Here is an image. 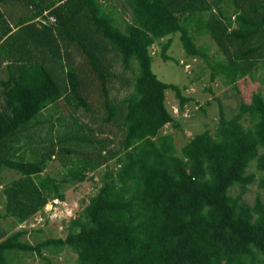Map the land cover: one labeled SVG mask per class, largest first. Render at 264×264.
I'll return each mask as SVG.
<instances>
[{
    "label": "trees",
    "instance_id": "1",
    "mask_svg": "<svg viewBox=\"0 0 264 264\" xmlns=\"http://www.w3.org/2000/svg\"><path fill=\"white\" fill-rule=\"evenodd\" d=\"M110 6L0 0V171L18 174L2 184L0 218L21 224L63 200L65 184L106 166L65 237L31 243L21 239L26 228L8 233L0 225V264L64 248L76 264H264V200L243 197L254 182L264 190V89L231 117L219 102L214 131H196L178 146L177 129L163 132L169 123L181 127L166 93L174 92L179 114L191 97L182 92L187 85L156 74L151 49L160 44L162 59L174 61L166 51L177 34L187 57L205 59L211 80L233 84L255 71L264 80V0H125L130 19ZM203 33L221 55L197 45ZM116 79L130 87L121 97L111 93ZM60 100L70 110L57 116L56 143L42 116L47 107L53 116ZM63 152L78 160L62 159L59 177L44 172Z\"/></svg>",
    "mask_w": 264,
    "mask_h": 264
},
{
    "label": "rangeland",
    "instance_id": "2",
    "mask_svg": "<svg viewBox=\"0 0 264 264\" xmlns=\"http://www.w3.org/2000/svg\"><path fill=\"white\" fill-rule=\"evenodd\" d=\"M110 9L118 11V17L130 19L131 13L129 9L125 7V0H111ZM165 40L166 39H162L161 42H165ZM195 41L199 46H207L208 54H214L216 56L221 55L218 46L212 41L208 34L203 33L197 35ZM151 49L154 54V69L157 72L156 74H158L159 77L161 76L160 78L166 82L187 85V88L183 89L182 92L191 97V99L185 104V109L179 114L177 104L178 99L175 97L174 92L168 91L166 93L167 103L173 114L179 119L181 127L175 128L169 123L163 127V132L177 129L174 136L178 146L189 139L196 131L205 128L210 129L211 132L214 131L219 115V102L222 104L225 115L231 117L237 112L242 101L248 102L254 92L263 91L264 89L263 76L259 74V71H255V78L246 75L233 84H222L221 77L211 80L210 68L206 66L205 59L200 56L187 57L177 34L172 36L171 45L166 51L174 57V61L162 59L159 53L161 49L160 44H154ZM118 83H120L118 79L113 82L111 93L121 97L127 92V87L128 89L130 87L125 84L118 85ZM58 106L59 107H57L53 116H49V107L44 110V115L42 116L49 117L48 124L54 125L51 134L56 143L62 138L63 133V127H59L60 122L57 120V116H69L70 110L69 107L66 110L63 100L59 101ZM76 115L80 121L87 122L93 127L96 126V123L91 121V117L85 115L83 111L77 110ZM40 116L41 113L38 117L40 118ZM48 124L46 125L47 127H49ZM245 124L248 125L247 123ZM45 131L46 129L43 128L38 132L43 135ZM117 136H120V134H117ZM46 140L39 142V146L47 144L49 141L47 142ZM27 146H29V144ZM64 146L67 147L69 145L64 143ZM27 153L28 157L32 158L31 153L29 151H27ZM63 153L64 156H61L60 153L59 158L57 156L53 157L52 160L48 162L44 172L55 173L54 175L59 177L65 171L61 164L64 163L61 161L62 159L68 158L71 161L78 160L76 159V154L68 155L67 152ZM108 164L112 165V161H109L107 165ZM105 169L106 166L104 164L94 171L86 172V177L82 181L65 184L64 199L49 201L44 206L42 213L35 214L21 224L15 223L11 217H3L0 218V225H2L3 230L8 231V233L21 228H26L27 232L21 237V239L31 243H36L47 237H65L71 219L77 216V214L88 203L89 198L97 192L101 183L100 175ZM247 170L248 172L256 171L254 163L251 164ZM258 175L259 173L256 172V176ZM16 176H18V174L13 170L4 169L0 171V212H3L2 200H4L2 184L8 179ZM248 187V190L243 195L246 202L252 204L257 196H260L264 200V190L259 189L256 182L250 184ZM239 190L240 188L235 186L230 192L235 194ZM3 235L4 234L0 235V237ZM43 255L46 258L40 257L32 252H21L18 256L12 258V262L13 264H76V254L69 248L59 249L55 253H51L49 250L44 249Z\"/></svg>",
    "mask_w": 264,
    "mask_h": 264
}]
</instances>
